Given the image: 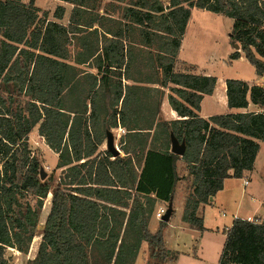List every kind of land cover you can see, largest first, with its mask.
I'll return each instance as SVG.
<instances>
[{
    "label": "trees",
    "instance_id": "trees-1",
    "mask_svg": "<svg viewBox=\"0 0 264 264\" xmlns=\"http://www.w3.org/2000/svg\"><path fill=\"white\" fill-rule=\"evenodd\" d=\"M35 1L0 0V264H8L9 248L28 253L48 194L50 208L37 252L26 264H134L143 243L146 264H167L175 259L165 248L162 231L167 223L159 221L154 233L148 225L156 202L170 204L179 182H185L181 220L202 233L198 209L210 204L225 179L250 174L259 151L257 141L264 143V113L201 118L200 103L212 95L217 78L174 71L191 9L230 18L228 38L239 51H233L229 61L242 54L255 75L263 78L264 0H168L165 8L159 0H131L123 9L130 25L140 27L141 45L148 48L159 39V52L151 56L156 61L147 65H156L161 86H174L168 103L178 119L157 124L164 138L148 149L146 136L152 124L144 117L155 120L162 92L153 107L145 100L147 89L122 86L132 54L120 28L101 47L97 39L80 38L83 51L75 62L96 60L97 75L86 97L89 106L66 111L63 93L80 74L67 63L69 47L75 34L92 26L80 9L87 0H59L73 5L67 26L47 21L46 12L39 16ZM64 13L57 7L53 17L62 20ZM98 80L106 86L105 105L97 102ZM225 87L229 110L246 109L250 103L264 107V84L228 79ZM133 113H139L143 122L132 127L141 128L129 127ZM36 126L58 154L56 167L64 169L60 183H54L53 174L40 179L41 161L28 143ZM115 128L140 134V157L135 162L126 154L113 157L100 150L106 131ZM170 134L184 142L182 156L170 151ZM179 161L185 176L180 175ZM224 241L218 264H264V223L234 218Z\"/></svg>",
    "mask_w": 264,
    "mask_h": 264
},
{
    "label": "rangeland",
    "instance_id": "rangeland-1",
    "mask_svg": "<svg viewBox=\"0 0 264 264\" xmlns=\"http://www.w3.org/2000/svg\"><path fill=\"white\" fill-rule=\"evenodd\" d=\"M21 1L26 3L28 0ZM96 1L97 2L95 3L101 8L102 6H107L110 4L113 6L120 4L125 5V7H123V9H125L126 6L128 7V5H130L131 0H125L123 3L116 2L115 0ZM159 1L165 8L168 0ZM55 2V0H37L36 6L42 9H51L56 6ZM87 4H89V1L85 5ZM53 13L54 9L49 10L47 12V19L54 20ZM191 13L192 21L195 22V24L191 26L192 28L188 32V37L191 41L188 51L185 52L189 54L190 61L195 64L200 70H206L208 72H211L212 70L214 74L219 77L228 78L231 76V74H233L234 71L248 73L246 72V67L244 65H239L236 68H229L226 64L223 63V60L221 59V56L224 55L227 50H230L233 47L228 38L233 21L230 18L228 19L220 14H216L213 12L210 13L197 8L192 9ZM39 16H41V13L39 14ZM113 16L118 21V28H120V31L123 35L122 40L124 41L127 49H130L132 54V62L131 64H129V66H127L126 72H128L129 74L134 73L135 69L133 68H137L136 65L138 64V69L144 71V68H146L147 66V62L148 64H153V62L156 61V57L154 58L151 56H157V53L159 52L157 47V44L160 42L159 39H154L155 42L153 43V45L146 48L141 45V36L138 32L140 27L135 24L130 25L129 19L124 17L123 10L115 13ZM83 19L85 20V22H87L89 16H83ZM67 21L68 15H65L61 23L66 25ZM82 31V33L74 37L73 43H71L70 46L71 59H69V62L73 64L76 63L75 61L79 53L83 51V47H81L80 44V38L84 37L89 42L93 41V37L89 35L87 30ZM86 53L87 52L84 51V53L80 54V57L85 58ZM140 55L141 59H139ZM93 62L96 63L97 61H89L88 66H82L77 70L78 73L80 72V74L68 87L69 92L65 91V93H63L62 103L66 111H69L72 108L80 109L85 103L89 106L90 102L86 101V97L89 94L91 87L95 83L94 76L97 75V70H95V68L93 67ZM186 70L193 69L187 68ZM89 71L93 72L94 74H90ZM105 91L106 86L104 82L102 80H98L96 92L99 98L97 101L99 102V105H105L106 103ZM110 131L113 133L115 138V147L117 149H120L121 151V138L118 134L117 129L115 128ZM28 143L32 154L40 159L41 166L46 173V178L53 174L55 184L62 182L64 178V169H58L56 167L58 155L49 149L44 139L38 134V126H36L28 135ZM261 148L262 149L255 163L258 177H255L254 175L252 176V178L250 179L251 186L247 188V190L245 191V196L242 198V201L247 200L248 204L253 207L262 204V202L264 201V143L262 144ZM102 150H105V145L103 146ZM181 173L182 172L180 171V175ZM179 185H182L181 191L182 195L184 196V187L186 183L180 182L178 186ZM241 196V188H238L235 198L237 199ZM177 197L178 194H176L175 200L177 199ZM252 197L254 200L253 202H250L249 199ZM50 200L51 195L48 194L43 203V208L37 226L36 236L34 237L29 247L27 255L24 256V254H18L16 252L8 251L6 252L8 264H26L29 259L35 257L37 247L40 242V234L42 232L44 221L50 208ZM174 208L173 213L170 217L171 219L167 222V225L162 231L165 248L170 252V255H172L173 257L175 256V259L167 262V264H218L217 259L219 257V254H221L220 251L225 235V228L229 227L231 224L230 222H232V220L234 219V217H232L234 212L231 209L233 207L227 205H225L224 207H220L218 205H215L214 207L207 206L205 208V225L209 230H205L204 233H199L188 228L187 230H183V228L181 227V223L183 221L180 219V216L182 217V212L177 208V206H174ZM155 209H158V207H155ZM154 213L152 219L156 221V226L154 225V221L151 224L150 222L148 224L149 230L152 233L156 231L158 227L157 224L160 221L155 218ZM179 219L181 220V223L179 222ZM216 225H218V228L215 229ZM147 257V245L146 243H143L134 264H146Z\"/></svg>",
    "mask_w": 264,
    "mask_h": 264
},
{
    "label": "crops",
    "instance_id": "crops-1",
    "mask_svg": "<svg viewBox=\"0 0 264 264\" xmlns=\"http://www.w3.org/2000/svg\"><path fill=\"white\" fill-rule=\"evenodd\" d=\"M36 1H35V5H36ZM55 1H56L55 2L56 6L54 8H51V9H42L38 6H36V7L40 9V11H41L40 13L46 12V18H47V12L49 10L54 9V11H55V9L57 7H63L65 10L63 19H64L65 15H68V21H69V17H70L71 10L73 9V5L65 3L63 1H59V0H55ZM88 1H89L90 5L87 4V5L80 7V9L82 11V18H83V16H89L88 22L89 23L91 22L92 26H91V28H86V30L88 31L89 35H91L93 37V41H95L96 39L98 40L99 47H101L102 45L108 44V41L111 39V35L115 32L116 28L119 27L118 21L115 19V17L113 15L115 13H118L121 10H123V7H125V5L118 4V5L113 6L110 4L107 6H102V8H101V7H99V5H97L95 3V2H97L96 0H91V1L87 0V3H88ZM128 7H129V5H128ZM191 11H192V9H191ZM63 19L62 20H56L54 18V20L47 19V21H54V22H57L63 26H67V24L69 22L67 21V24L65 25V24L61 23V21H63ZM194 24H195V22L192 21V13H191L190 17L188 19L187 25L185 27L184 35H183L182 40H181V45H180V48H179V51L177 54L176 63L174 66V71L175 72H183V73H191V74L198 75V76H215L217 78L216 85H215V88L213 90L212 95L211 96H204L201 103H200L199 116L201 118H204V119H209V118L213 117L214 115H219V114L258 112L259 107L255 106L251 103L248 105V107L246 109H234V108H232V110H229L227 108V97L225 94V88H226L225 87V81L228 79H230V80L231 79H237V80H241V81L245 82L248 85L256 84V85L261 86L264 83V77L259 78L257 75H255L253 67L247 62V60L245 59L244 56H242V54H240L241 57L239 59L229 61L228 56L233 51H235V49L233 47L230 50H227L224 53V55L221 56L223 63L226 64L227 67H229V68H231V67L236 68L239 65H244L246 67V72H248V73H245V72L242 73V72L234 71L230 77L226 78V77H219V76L215 75L212 70H211V72H208L206 70H203V71L200 70L195 64H193L190 61L189 54L185 53L188 51L189 44L191 41V40H189V37H188L189 33L188 32L192 28L191 26ZM95 31H96V33H95ZM80 33H82V32L75 34V36H77ZM75 36H73V39ZM73 39H72V43H73ZM102 41H103V43H102ZM69 59H71L70 47H69ZM69 59H68L67 63L70 66L74 67L75 69H79L82 66H88V63H89L88 62L87 64H83V65H79L77 63L73 64V63L69 62ZM139 59H141V55L139 56ZM136 66H137V68H135V67L133 68V69H135L134 73H132V74L128 73V79L122 78V80H121L122 86L128 85V86H134V87H144L145 89H147L148 91H146V96L147 95L148 96L146 97V99H147V101L154 104L153 107H156L157 101H158V98L160 95V91L162 92L159 110L157 112V115L155 116V120L152 119L151 115H146V117H144V119H145L144 121H147L149 124H152V127H151L152 130H150L148 136H146V140H147L146 149H148L151 144L152 145L153 144L158 145L160 140L164 138L163 135H159V131L156 129V125L159 123L171 122V121L178 119L176 113L171 109V107L168 103V96L170 95L169 89L171 87H174V86L170 83H168L166 86L160 85L161 73H159V74L155 73L156 65H147V67L144 68V71H141L138 69L139 64ZM151 66L153 67V69L150 68ZM187 68H191L193 70H186ZM89 73L94 74L91 71H89ZM144 77L147 78V80H144V81H147L146 83L142 82V79H144ZM109 101H111V99H109ZM150 114H152V113H150ZM140 122H143V120L140 119L139 113L137 115H135L133 113V116L130 117L129 120H127V123H129V125H130L129 127L133 128V129L141 128V127H132V125H134L135 123L141 124ZM123 129L125 130L126 133L122 136V138L120 140V148L122 149L123 152L120 151V149H118L119 155L125 156V154H126V156L130 157L132 159V161L135 162V159L140 157L139 152H140L141 144L139 143V139H138L140 134L128 132V130H126V128H123ZM137 133H140V132H137ZM155 135H156V140H153ZM114 142H115V138H114ZM257 143L259 145V151H258V154H257L255 161H254V165H253L254 169L251 171V173L246 175L242 179H240V178L225 179L223 181V185H222L223 189L221 191H219L215 195L214 198L211 199L210 204L205 205V206H201L198 209L197 215L202 218L205 230H209L205 225V219H206L205 218V208L207 206L214 207L215 205H218L220 207H224L225 205L233 207L231 209L234 212L233 216H232L234 218H241L243 220H247V221H251V222L254 221V222H258V223H264V201L262 202V204H259L255 207L248 204L247 200L242 201V198L245 196V191L247 190L248 187L251 186L250 185V179L252 178V176L254 175L255 177H258L256 167H255V163H256V160L258 159V156H259L260 151L262 149L261 146L263 143L260 141H257ZM104 145H105V149H106L105 141L100 147L101 150H102ZM177 167H178L179 171L182 172L181 176H185L186 173L183 170V165H182L181 161H179L177 163ZM243 179H246V181L248 182L247 186L243 185ZM238 188H241L242 196L236 199L235 196H236V191ZM181 190H182V185L177 186V188L173 194L171 204H172V210H173L174 206H177V208L179 210H181V212H182L184 196L182 195ZM176 194H178V197L175 200ZM221 195H223V196H221ZM249 200H250V202H253L254 199L252 197ZM156 207H158V209H159L161 207H167V206L165 203H163L161 201H157ZM156 211H157V209H155L154 212H156ZM174 211H175V208H174ZM180 219H181V216H180ZM180 219H179V222L181 223ZM153 221H154V225L156 226V221L152 218L150 219V224ZM230 223H231L230 226L225 228V232L227 229H229L231 227L232 222H230ZM181 225H182L181 227L183 228V230L184 229L187 230V225L185 223L182 222ZM216 228H218V225L215 226V229ZM204 231L202 233H204ZM224 239H225V235H224ZM224 239H223L221 251H222V248H223V245L225 242ZM8 251L21 254V253L17 252L14 249H11V248H9ZM219 256H220V254H219ZM32 259H29V260H32Z\"/></svg>",
    "mask_w": 264,
    "mask_h": 264
},
{
    "label": "water",
    "instance_id": "water-1",
    "mask_svg": "<svg viewBox=\"0 0 264 264\" xmlns=\"http://www.w3.org/2000/svg\"><path fill=\"white\" fill-rule=\"evenodd\" d=\"M233 48L235 49V51H239V45L233 44ZM105 144H106V150L109 151L112 154L113 157H116V156L119 155V151L115 147V144H114V135L109 130L106 131ZM170 151L173 154H176L178 156H182L184 154V151H185L184 142L179 143L178 140L172 134H170ZM40 173H41V178L40 179L44 180L46 178V173H45L43 168L40 169ZM171 203L167 205L166 212L162 216L160 221L165 222V223H167L169 221V219L171 217V214H172V211H173Z\"/></svg>",
    "mask_w": 264,
    "mask_h": 264
},
{
    "label": "built area",
    "instance_id": "built-area-1",
    "mask_svg": "<svg viewBox=\"0 0 264 264\" xmlns=\"http://www.w3.org/2000/svg\"><path fill=\"white\" fill-rule=\"evenodd\" d=\"M263 84H264V83H263ZM263 84H262V85H263ZM262 85H261V86H262ZM257 113H264V107L259 108ZM117 131H118V134H119L120 137L123 136V135L125 134V130L122 129V128H118ZM247 183H248V182L246 181V179H243V185H244V186H247ZM166 209H167V207H161V208L157 209V211L154 213L155 218H156L157 220H160V219L162 218V216L165 214ZM250 222H251V221H250Z\"/></svg>",
    "mask_w": 264,
    "mask_h": 264
}]
</instances>
